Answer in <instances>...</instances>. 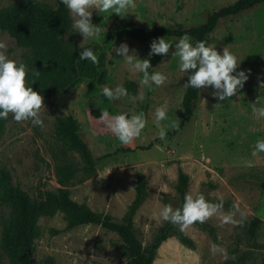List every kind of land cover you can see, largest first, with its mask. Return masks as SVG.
I'll return each mask as SVG.
<instances>
[{"label":"rangeland","instance_id":"1","mask_svg":"<svg viewBox=\"0 0 264 264\" xmlns=\"http://www.w3.org/2000/svg\"><path fill=\"white\" fill-rule=\"evenodd\" d=\"M236 0H135V7L124 17L115 13L92 9V22L100 26L99 40H84L72 27L74 17L69 11L71 33L80 52L84 47L105 54L106 63L100 71L106 72L104 84L98 78L81 79L63 92L52 96L41 109L44 126L31 121L16 122L10 114L0 120V170L10 174L11 183L34 198L41 191L59 188L55 166L62 151L77 166L81 161L74 151L66 150L55 136V118L71 116L79 126V135L92 156L98 160L93 177L69 186L70 198L90 210L120 220L135 197L136 174L147 181V196L134 217V228L143 246H147L156 232L165 224L159 216L165 205L164 196L174 208L183 203L176 195L177 173L181 169L188 176L186 194H203L209 199L230 202L228 210H221L205 222L214 227L217 241L194 225L184 232L194 242V248L180 245L174 238L163 242L156 252L153 264H264V193L260 188L264 172V152L254 154L256 142L264 139V117L253 112L254 103H264V3L237 16L221 20L206 37L219 52L227 48L241 62L237 71L251 70L238 95L219 101L213 89L198 90L193 103V117L179 132L174 128L183 119L182 100L186 88L185 75L179 71V57L172 54L149 56L151 42L132 39L107 41L115 31L130 27L153 28L170 24L192 27L203 23L206 16ZM36 2L50 7L54 0H0V9ZM173 44L179 38H166ZM0 43L9 59L24 63L27 52L15 40L0 30ZM127 43L140 59H149V71L167 75L166 85L151 89L142 86V73L134 72L115 52ZM123 85L128 95L114 101L103 99L100 90ZM167 109L166 141L158 137L154 113L158 107ZM107 109L110 115L143 113L147 125L140 138L122 145L99 117ZM176 127H173V126ZM144 148V149H139ZM117 149H130L122 152ZM109 155L104 160L102 156ZM210 186H214L211 189ZM10 209L0 200V264H12L2 249L1 222ZM233 221L225 223V215ZM252 218L260 221L255 238L248 235ZM119 238L99 226L81 225L66 228L65 214L58 211L52 217L38 220L33 264H128L118 249ZM218 246L213 252V246Z\"/></svg>","mask_w":264,"mask_h":264},{"label":"trees","instance_id":"2","mask_svg":"<svg viewBox=\"0 0 264 264\" xmlns=\"http://www.w3.org/2000/svg\"><path fill=\"white\" fill-rule=\"evenodd\" d=\"M54 2V7L29 2L0 9V30L11 36L16 45L27 52L24 64L29 75L26 79L32 83L33 90L42 95L44 103H48L52 96L63 92L81 79L97 77L99 84H104L106 79V72L100 71L106 63L105 54L103 52L98 54V64L79 59L80 50L71 33L69 11L61 0ZM263 3L264 0H236L228 6L210 12L205 21L196 26L170 24L153 28L130 27L113 32L107 41L132 39L147 43L159 37L181 38L187 34L195 43L205 40L221 20L237 16ZM35 71L40 72L39 77L32 76ZM187 81L186 74L185 83ZM198 96V89L185 90L182 100L183 119L174 128L173 133H179L192 119L193 103L198 100ZM55 136L62 147L76 152L81 161L79 167L71 161L66 151L61 152L63 158L55 166V178L59 185L57 190L41 191L36 197L30 198L12 185L7 171L0 170V200L10 209L9 216L1 222V245L11 258L12 264H33L32 255L38 236V220L41 217H52L58 211L65 214L67 229L81 225H96L115 234L120 241L118 249L126 256L128 264H153L158 248L170 238H174L186 248H194V242L184 231L166 221L153 236L152 241L143 246L139 233L134 228V217L147 196V181L142 173L136 174L135 197L120 220L96 213L86 205L73 201L67 188L93 177L98 160L92 156L87 144L81 139L79 126L71 116L55 118ZM118 151L132 150L117 149L116 152ZM108 156H102L99 160H104ZM262 175L260 188L264 193V172ZM187 189L188 176L179 169L175 192L181 204L184 203ZM206 199L212 203L220 202L219 199ZM162 201L165 205L170 204L167 196H164ZM223 202L222 210L230 209V202ZM193 225L207 234L212 241H217L214 227L206 222H196ZM259 226L260 221L252 218L247 230L251 238H255ZM45 263L53 264V261L48 259Z\"/></svg>","mask_w":264,"mask_h":264},{"label":"clouds","instance_id":"3","mask_svg":"<svg viewBox=\"0 0 264 264\" xmlns=\"http://www.w3.org/2000/svg\"><path fill=\"white\" fill-rule=\"evenodd\" d=\"M61 3L74 17L72 27L84 40L100 39L101 28L92 22V9L124 17L129 9L135 7V0H61ZM5 47L6 45L0 43V49ZM173 47L175 51L172 54L179 57V71L188 76V81L183 86L186 89L211 88L214 97L219 101H225L238 95L239 90L249 79L251 70L237 71L241 62H238L234 53L227 48L219 52L207 40L193 43L187 34L174 44L167 41L165 37L154 39L150 44L149 56L169 54ZM115 52L123 57L122 59L132 71L143 74L140 79L142 86L151 89L153 85L156 87L166 85L167 75L158 71H149L150 60L140 59L134 50L130 51L127 43L120 44L115 48ZM79 59L93 64L99 63L98 54L91 47H84L79 53ZM28 75L24 63L9 59L4 51H0V120H7L11 114L16 122L31 121L34 126L43 127L44 121L41 118V109L44 108L43 97L33 90L32 83L26 79ZM39 75V71L32 73L34 77ZM100 95L103 99L114 101L127 96L128 91L123 85H117L115 88L105 86L100 90ZM253 105V112L258 117H264V103L257 99ZM154 117L158 137L161 141H166L168 126L162 123L168 120L166 107H158ZM99 119L106 123L108 129L122 145H129L140 138L147 125L142 112L134 115L127 113L110 115V112L105 109L101 111ZM258 152H264V139L256 142L254 154ZM223 205V199L219 203H212L203 194L194 197L189 193L185 194L182 207L174 208L171 204H166L160 209L159 216L162 221L178 226L181 231H184L196 222L204 223L220 212ZM222 219L225 223L234 222L231 214L223 216ZM217 249L218 246L214 245L213 252Z\"/></svg>","mask_w":264,"mask_h":264}]
</instances>
